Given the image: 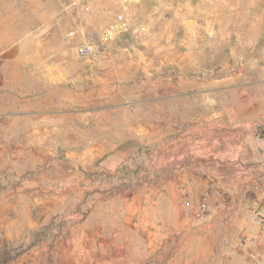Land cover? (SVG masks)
Wrapping results in <instances>:
<instances>
[{"label":"crops","instance_id":"obj_1","mask_svg":"<svg viewBox=\"0 0 264 264\" xmlns=\"http://www.w3.org/2000/svg\"><path fill=\"white\" fill-rule=\"evenodd\" d=\"M9 2L0 0V264H49V255L52 264H106L94 260L95 254L122 248L126 255L134 254L129 241L133 207L144 210L152 198L150 184L143 181L134 187L128 172L133 168L134 136L143 139L161 132L155 125H173L175 134L181 123H170L164 112L157 122L135 120L139 102L131 96L141 90L158 95L162 102L171 97L175 101L180 85L159 79L164 83L157 80L161 84L137 90L118 86L113 56L87 59L77 53L82 35L99 27L97 14L88 18L84 9H63L56 0H49V6L40 0ZM254 6L262 9L257 0ZM71 29L78 35L67 41L65 34ZM255 29L254 38L245 36V46L264 38V26ZM257 61L264 72V46ZM105 63L110 69L99 71ZM120 93L125 102L118 101ZM119 113L126 117L119 121ZM246 126L236 123V130L227 132V142L217 152L223 158L219 166H198L183 179L180 172L159 187L158 203L174 210L175 222L182 220L180 205L186 217H196L195 208L184 205L186 190H192L191 200L197 202L210 189L205 176L222 173V165L258 171L245 165L243 153L256 139L264 148V138ZM261 154L264 157V150ZM230 183V196L209 198L211 205L219 206L206 218L212 224L211 235L219 229L225 236H236V229L247 225L245 189L232 179ZM117 201L123 211L114 209ZM138 218L149 222L147 213ZM141 229L149 234L147 226ZM126 257L123 262L110 258L108 264H142Z\"/></svg>","mask_w":264,"mask_h":264},{"label":"rangeland","instance_id":"obj_2","mask_svg":"<svg viewBox=\"0 0 264 264\" xmlns=\"http://www.w3.org/2000/svg\"><path fill=\"white\" fill-rule=\"evenodd\" d=\"M9 1L8 5L12 4ZM40 2L49 6V0ZM257 3L262 9H255V0H89L90 11L83 10L88 18L97 14L99 25L84 34L99 33L121 12L133 17L138 30L123 33L109 50L98 55L114 57L111 68L118 73V86L137 90L159 85L157 80L161 79L178 83L181 89L175 101L171 97L162 102L158 95L141 90L131 96L134 102H139L133 115L135 120L147 118L157 122L159 114L164 112L170 117V123L176 120L181 125L175 127V134L173 125H155L153 128H161V132L149 133L143 139L134 136L135 153L130 158L133 168L128 172L132 174L134 187L143 181L150 184L148 193L152 198L144 210L140 205L133 207L136 216L130 222L133 233L129 241L134 246V254H127L129 261L216 264V249L226 237L223 231L217 229L211 235L212 224L207 219L186 217L181 205L178 207L182 220L175 222L174 210H167L158 203L159 187L180 172L183 179L198 166H219L217 161L223 158L217 152L225 146L227 132L236 130L233 128L236 123L248 124L246 127L253 134L264 138V72L257 61L264 38L249 46L243 44L245 36L254 38L255 27L264 26V0ZM170 45L168 49L163 48ZM109 69L108 63L98 68L101 72ZM127 72L131 73L130 77L125 75ZM124 96L120 93L118 101L125 102ZM122 117L126 115L119 113L118 120ZM256 141L243 157L245 165L255 167L257 172L246 173V169L242 172L222 165V173L205 176L208 182L213 179L221 186L231 188L232 179L244 187L248 200L244 205L247 229L251 202L257 200L264 208V157L261 154L264 148ZM129 167L125 165L121 173ZM136 192L141 194L139 189ZM121 203L115 202L114 209L122 210ZM145 213L149 222L138 218V214ZM143 226L148 227V235L141 229ZM236 231L240 233L242 229ZM259 251L264 257V234ZM127 255L122 248L118 253H97L94 260L108 264L110 258L117 256L118 261L123 262L127 261ZM2 258L0 254V262ZM52 261L49 255V264Z\"/></svg>","mask_w":264,"mask_h":264},{"label":"built area","instance_id":"obj_3","mask_svg":"<svg viewBox=\"0 0 264 264\" xmlns=\"http://www.w3.org/2000/svg\"><path fill=\"white\" fill-rule=\"evenodd\" d=\"M63 9H84L90 11L89 0H56ZM130 30L137 31V27L131 15L121 12L115 21L99 33H88L82 35V41L77 45L79 56L87 59H95L98 55L105 53L120 36ZM78 31L71 29L66 32L67 41L77 37ZM210 189L197 202L191 200L192 190H186L185 207L195 208V216L204 221L219 209L217 204L211 205V195L221 197L232 194L229 186H221L213 179L209 181ZM249 228H244L236 236H226L222 239L220 246L216 249V264H264V257L259 251L264 234V208L257 200H253L249 206Z\"/></svg>","mask_w":264,"mask_h":264}]
</instances>
